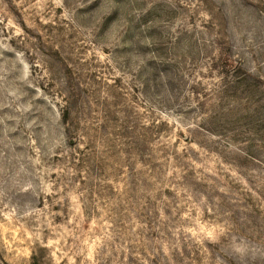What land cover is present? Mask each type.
I'll return each instance as SVG.
<instances>
[{
    "label": "rangeland",
    "instance_id": "374dc122",
    "mask_svg": "<svg viewBox=\"0 0 264 264\" xmlns=\"http://www.w3.org/2000/svg\"><path fill=\"white\" fill-rule=\"evenodd\" d=\"M0 264H264V0H0Z\"/></svg>",
    "mask_w": 264,
    "mask_h": 264
}]
</instances>
